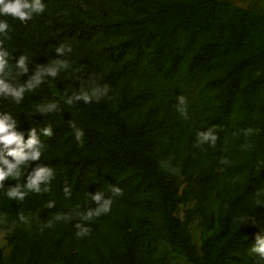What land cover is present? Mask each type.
Wrapping results in <instances>:
<instances>
[{"label":"rangeland","instance_id":"1","mask_svg":"<svg viewBox=\"0 0 264 264\" xmlns=\"http://www.w3.org/2000/svg\"><path fill=\"white\" fill-rule=\"evenodd\" d=\"M190 1L194 0H42L44 12L34 14L26 23L11 17L20 40L0 34V51L9 54L12 83L23 84L40 71L43 82L24 97L38 109L56 102L59 110L51 113L62 122L81 121L82 100L69 105V97L79 94L82 87L90 91L110 70L121 69V77L110 85L108 103L133 129L144 123V134L152 137L150 150L156 171L177 197L169 214L173 227L189 237L200 255L206 246L215 264H264V259L251 251L256 235L264 238V138L257 124L264 121V86L252 96L251 120L239 112L236 95L230 123H212L193 96L171 91L140 68H123L133 53L113 51L136 33L168 25L162 7L177 2L187 6ZM217 1L228 8L222 13L226 24L236 23V15L240 13V17L242 11H250L256 24L243 20L245 27L233 55L221 64V71L207 70L205 79L214 78L254 49L264 50V0ZM9 19L0 16V21H7V36L11 37ZM91 30L94 34L89 37ZM61 44L65 51L58 54L56 48ZM22 54L27 57V75L15 67ZM56 61H67L68 66ZM50 67L57 69L60 79L47 74ZM262 70L260 65L251 66L241 86ZM124 96L133 105L122 110ZM180 96L186 99L187 118L177 110ZM210 128L218 137L215 146L198 145L197 133ZM41 142L40 160L21 165V175L9 177L0 187V264H130L131 260V264H192L178 240L165 231L159 189L138 185L127 171L104 172L98 193L102 194L101 203L106 198L113 201L107 214L91 220L83 217L99 206L91 198L97 193H93V173L89 171L82 194L74 197L68 187L71 194L66 197L71 201H60L51 212L36 217L27 209L24 216L28 222H22V211L6 207L14 201L6 195L9 187L23 186L27 175L52 156L104 151L84 142L56 146ZM62 170H57L58 186ZM111 186L119 187L123 194L113 196ZM40 187V193L28 192L25 198L36 195L44 204L55 203L49 184ZM248 211L253 215L252 228L245 225ZM58 215L70 218L56 219ZM221 218L227 219L228 232L218 236ZM76 224L90 232L78 237Z\"/></svg>","mask_w":264,"mask_h":264},{"label":"trees","instance_id":"2","mask_svg":"<svg viewBox=\"0 0 264 264\" xmlns=\"http://www.w3.org/2000/svg\"><path fill=\"white\" fill-rule=\"evenodd\" d=\"M161 9L168 25L161 29L136 33L113 49L121 54L133 53L125 60L123 68L135 71L140 68L147 76L166 84L171 91L193 96L200 104L204 116L212 123H230L237 95L239 112L244 118L251 120L252 96L264 86L263 49L259 47L252 50L214 78L205 79V76L207 70L221 71V64L233 55L239 44L245 27L243 20L246 18L251 25H255L254 15L250 11H242L240 17V13L236 15V23L226 24L227 17L224 19L222 13L228 11V8L217 0H194L188 2L187 6L183 2H177ZM9 21L11 38L20 40L16 23L11 16ZM93 34L94 30H91L88 36ZM257 65L263 70L241 86L248 69ZM121 74V69L110 70L96 81V85L108 86L110 89V85L114 84ZM56 79H60L58 72ZM130 103L133 105V101L124 96L121 109H126ZM80 105L81 121L72 123L83 131L82 143L92 144L94 147L101 146L104 151L76 154L74 157L57 155L38 164L53 170V178L48 184L57 199L54 206L60 201H71L65 196V187L71 189L74 197L82 194L89 171L93 173V193L99 192L105 170L127 171L133 175L138 185L147 189H159L163 200L161 209L165 231L171 238L178 240L192 264H215L206 246L204 253L200 255L189 237L173 227L169 214L177 197L168 191L166 183L156 171L150 150L153 140L150 135L144 134L142 127L145 124L140 125L137 130L133 129L118 110L110 107L108 94L99 102L94 99L88 104L82 101ZM3 112L10 113L16 120L17 130L23 134L25 142L29 138V130L34 128L37 130V138L51 146L78 143L69 122L60 121L51 112L40 114L38 108L26 97L17 104L11 97L0 95V113ZM257 124L264 138V121ZM48 126L52 128L51 137L43 136L41 131ZM59 167L63 170L62 182L58 186ZM20 204H26L25 209L20 207ZM6 207L11 211L20 210L23 215L30 209L34 217L42 212H51L54 208H48L36 195H30L23 201L6 203ZM252 217V212L248 211L245 225H249V228L254 226ZM219 226L218 236L225 235L228 232L227 219L221 218Z\"/></svg>","mask_w":264,"mask_h":264},{"label":"clouds","instance_id":"3","mask_svg":"<svg viewBox=\"0 0 264 264\" xmlns=\"http://www.w3.org/2000/svg\"><path fill=\"white\" fill-rule=\"evenodd\" d=\"M45 10V5L42 0H0V16H11L13 19H18L21 23H26L33 18L34 14L43 13ZM9 30V25L7 21H0V34H4L7 39L11 37L7 36ZM2 41H0V49L2 48ZM65 51V46L61 44L56 48L58 54H63ZM71 51V48L68 49ZM8 52L6 50L0 51V95L4 97H11L17 104H19L24 99V93L26 91H31L38 87L43 79L41 77L40 71H37L35 75L30 77L27 82L23 84H14L9 80L10 69L8 65ZM27 57L25 55H20L16 61L15 67L23 74L27 75ZM55 63L60 64L63 67H67V61L61 62L56 61ZM47 74L50 77L55 78L57 76V71L54 68H48ZM108 86L94 85L89 90H84L81 88L79 94H74L73 97H69L66 103L71 105L74 101H83L88 104L94 99L99 102L101 98L108 94ZM186 99L183 96L178 97L177 110L181 115L187 118V110L185 108ZM59 107L56 102L48 105L47 107L41 106L38 111L40 114L50 113L58 111ZM17 122L10 113H0V187H4V182L9 177L18 178L20 173V166L26 164L29 161L35 162L39 161L42 155L41 149L43 144L40 139L37 138V130L31 128L28 132V140L24 141V136L17 130ZM69 127L74 129L75 139L77 142L82 143L83 131L76 128V125L69 121ZM43 136L51 137L53 135L52 128L50 126L41 129ZM251 130L249 129L248 132ZM248 133L246 132L245 135ZM218 137L214 134L213 129H207L206 131H201L197 133V141L199 144L211 143L215 146ZM197 145V146H198ZM11 158V159H9ZM226 162V161H222ZM172 171L178 172V169H172ZM53 178V170L49 167H43L37 165L28 175L26 183L21 186L17 183L13 187H9L6 191V195L11 200L23 201L27 196L28 192L40 193L41 184H46ZM24 189H27L25 191ZM48 191V189H44ZM65 196H70L71 192L68 187L63 189ZM111 192L113 196L122 195V189L116 186H111ZM92 200L99 205L95 211L88 210L84 214V219L91 220L93 217H99L101 214H107L111 211V205L113 203L112 199L106 198L101 203L102 194L97 193L91 196ZM48 208L54 207V202L47 205ZM69 219L68 216H57L56 219ZM19 219L27 223V218L21 213ZM52 225L49 223L48 225ZM75 227L79 229L77 232L78 237L87 235L90 232L89 228H84L80 224H76ZM252 253L257 254L261 259H264V238L260 235H256L255 244L251 248Z\"/></svg>","mask_w":264,"mask_h":264}]
</instances>
